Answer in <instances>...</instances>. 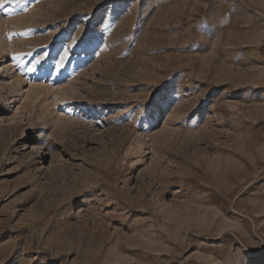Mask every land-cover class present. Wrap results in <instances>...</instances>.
<instances>
[{
    "label": "rangeland",
    "instance_id": "rangeland-1",
    "mask_svg": "<svg viewBox=\"0 0 264 264\" xmlns=\"http://www.w3.org/2000/svg\"><path fill=\"white\" fill-rule=\"evenodd\" d=\"M0 39V264H264V0H0Z\"/></svg>",
    "mask_w": 264,
    "mask_h": 264
},
{
    "label": "bare ground",
    "instance_id": "bare-ground-1",
    "mask_svg": "<svg viewBox=\"0 0 264 264\" xmlns=\"http://www.w3.org/2000/svg\"><path fill=\"white\" fill-rule=\"evenodd\" d=\"M17 22H19V21H17ZM19 23H22V22H19ZM0 41H1V39H0ZM9 45H11V44H9ZM23 49L24 48H21V47L14 48L12 45L11 46H6L5 44H1L0 43V57L2 59L7 58L5 55H3V53L6 52V50H7L10 53L9 55L12 56L11 58H14V60H15V59H17V57L20 58V57L23 56V54L21 53L23 51ZM11 68L12 67L8 66L7 69H6V73L5 74L10 75V74H8V72L10 71ZM10 78H12V80L13 79L18 80L17 76H15L14 74L13 75L11 74ZM19 86H21V81H19V80L16 82V84H14L13 82H10V86H9L10 92H12V93L15 92V95L12 98H9V97L5 98L4 101H5L6 105L4 106V108L10 107L11 102L15 101L17 99L16 96H18V95H20L22 93V90L17 89ZM41 87H43V86H38L37 88H35V90L32 93L28 92V95H27V97L25 99L28 100V102H31L32 105H35L36 102H38V104L40 105V103L42 102V100H43L42 98L44 97V94L41 93ZM45 116H46V114H45ZM42 119L44 120V118H42ZM43 143L44 142H43V140L41 138H39L38 140H35L32 143V150L31 151L34 152V149L42 148V144Z\"/></svg>",
    "mask_w": 264,
    "mask_h": 264
},
{
    "label": "snow or ice",
    "instance_id": "snow-or-ice-1",
    "mask_svg": "<svg viewBox=\"0 0 264 264\" xmlns=\"http://www.w3.org/2000/svg\"><path fill=\"white\" fill-rule=\"evenodd\" d=\"M65 55H67V52H65ZM17 59H21L19 57H17ZM63 64V59L61 60V65ZM59 66V65H58ZM28 72H34L36 69H35V65H33V67H30V68H27L26 69Z\"/></svg>",
    "mask_w": 264,
    "mask_h": 264
}]
</instances>
